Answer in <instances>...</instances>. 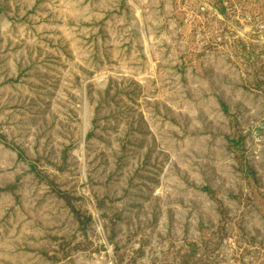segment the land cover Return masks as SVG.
I'll use <instances>...</instances> for the list:
<instances>
[{"label": "rangeland", "instance_id": "374dc122", "mask_svg": "<svg viewBox=\"0 0 264 264\" xmlns=\"http://www.w3.org/2000/svg\"><path fill=\"white\" fill-rule=\"evenodd\" d=\"M0 264H264V0H0Z\"/></svg>", "mask_w": 264, "mask_h": 264}]
</instances>
